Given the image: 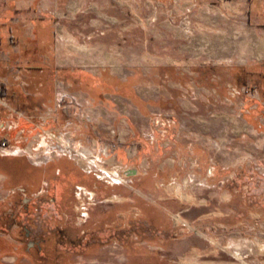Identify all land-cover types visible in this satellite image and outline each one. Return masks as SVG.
Listing matches in <instances>:
<instances>
[{
  "label": "rangeland",
  "instance_id": "1",
  "mask_svg": "<svg viewBox=\"0 0 264 264\" xmlns=\"http://www.w3.org/2000/svg\"><path fill=\"white\" fill-rule=\"evenodd\" d=\"M56 6L50 67L0 75V264H264V0Z\"/></svg>",
  "mask_w": 264,
  "mask_h": 264
},
{
  "label": "crops",
  "instance_id": "2",
  "mask_svg": "<svg viewBox=\"0 0 264 264\" xmlns=\"http://www.w3.org/2000/svg\"><path fill=\"white\" fill-rule=\"evenodd\" d=\"M57 2L59 0H0V75L13 68V72L18 73L33 71L34 69L30 68L32 66H27L32 62L43 61L44 66H48L45 62L49 61V58L45 56L49 55L54 47L55 31L52 25L54 21H46L43 14L46 10L58 9ZM49 14L53 15L51 12ZM49 65L54 66L52 62ZM2 77L7 78L6 75ZM4 88L9 93V82ZM111 89L119 90L117 86ZM10 92L13 95L15 90ZM21 100L17 96L16 101L19 103ZM136 101L134 98L135 103Z\"/></svg>",
  "mask_w": 264,
  "mask_h": 264
},
{
  "label": "flooded vegetation",
  "instance_id": "3",
  "mask_svg": "<svg viewBox=\"0 0 264 264\" xmlns=\"http://www.w3.org/2000/svg\"><path fill=\"white\" fill-rule=\"evenodd\" d=\"M246 81H251L255 85V89L261 98H264V63L257 64L254 66H249L245 69H240L234 75V83L235 86H245ZM59 174V171H56V175ZM70 175V176H69ZM71 175H74V172L68 170V172H63L62 176L59 177L60 180L58 182L63 186V190L61 192V197H66V192L68 190L70 182L68 178H72ZM76 176V175H75ZM56 179V178H54ZM26 237V234H25ZM46 242V239L39 237L37 249L42 254L43 243ZM33 247V246H32Z\"/></svg>",
  "mask_w": 264,
  "mask_h": 264
},
{
  "label": "trees",
  "instance_id": "4",
  "mask_svg": "<svg viewBox=\"0 0 264 264\" xmlns=\"http://www.w3.org/2000/svg\"><path fill=\"white\" fill-rule=\"evenodd\" d=\"M105 76H103L102 78H104ZM107 77V76H106ZM102 81H99V84L100 86H103V84L101 83ZM104 83L106 84V88L108 90H111V88L113 86H117L119 88V90H122V89H127L128 86L130 85V82H119L118 80L114 79L113 77H109L108 76V79L107 81L105 80ZM30 249H33L31 250V254H30ZM28 251H26V255L28 257H33V259H37L39 262H42V254L41 252L37 249V246H33L32 248H29L27 249Z\"/></svg>",
  "mask_w": 264,
  "mask_h": 264
},
{
  "label": "bare ground",
  "instance_id": "5",
  "mask_svg": "<svg viewBox=\"0 0 264 264\" xmlns=\"http://www.w3.org/2000/svg\"><path fill=\"white\" fill-rule=\"evenodd\" d=\"M96 48H97V47H96ZM85 49H86V48H85ZM93 51H98V50H96V49L94 50V49H93ZM89 54H90V53H89ZM84 155H85V154H84ZM85 159H87V157H85Z\"/></svg>",
  "mask_w": 264,
  "mask_h": 264
},
{
  "label": "built area",
  "instance_id": "6",
  "mask_svg": "<svg viewBox=\"0 0 264 264\" xmlns=\"http://www.w3.org/2000/svg\"><path fill=\"white\" fill-rule=\"evenodd\" d=\"M4 145V144H3Z\"/></svg>",
  "mask_w": 264,
  "mask_h": 264
}]
</instances>
